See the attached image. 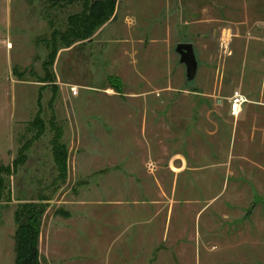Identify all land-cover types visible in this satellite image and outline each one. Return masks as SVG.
<instances>
[{
    "label": "rangeland",
    "instance_id": "obj_1",
    "mask_svg": "<svg viewBox=\"0 0 264 264\" xmlns=\"http://www.w3.org/2000/svg\"><path fill=\"white\" fill-rule=\"evenodd\" d=\"M82 1L0 0V165L11 168L4 175L9 197L0 203V264L13 263L14 211L25 202L46 206L39 235L44 264L69 253L65 244L60 256L53 251L60 230L70 248L73 230L86 226L90 234L83 232L82 242L72 246L70 264H105V248L119 245L124 246L120 263L129 262L132 247L128 250L125 237L107 245L102 238L112 239L116 229L147 228L146 217L137 224L128 212L153 200L161 208L158 228L163 213H171L172 240L159 243L157 237L151 251L141 253L144 260L160 254L166 262L176 260L183 247L197 254L199 264L264 259V243L225 248L218 236H204L193 251L202 205L195 202V150L246 147L260 125L259 107L248 109L256 113L245 123L239 120L247 108L237 120L228 114L234 91L259 97L264 80L259 14L245 19L240 0L234 7L227 0H116L111 17L90 39L58 48L52 63L45 64L53 45L49 32L57 30L60 45L68 16L82 11ZM37 12L48 22L47 31L31 45L22 44L20 34L39 32L32 16ZM7 41L14 45L10 51ZM178 43L193 46L192 79L175 51ZM21 48L31 65L22 72L15 64L10 74V56L15 62ZM11 77L25 83L13 84ZM38 113L42 123L35 124ZM20 149L23 159L12 169ZM214 189L203 199H211ZM180 223L185 235H178ZM101 227L112 229L111 235L92 231Z\"/></svg>",
    "mask_w": 264,
    "mask_h": 264
},
{
    "label": "crops",
    "instance_id": "obj_2",
    "mask_svg": "<svg viewBox=\"0 0 264 264\" xmlns=\"http://www.w3.org/2000/svg\"><path fill=\"white\" fill-rule=\"evenodd\" d=\"M226 2L228 6L233 7L234 4L237 3L236 0H227ZM240 4H242V9L246 14L245 19H247L248 13H250V16L258 13L259 19L261 20L259 22L261 25H264V0H240ZM27 7L29 8L31 6L27 5ZM32 16L34 17V24H38L40 26L39 32L29 37L24 36L25 33H22V36L20 34L18 38L19 42L22 44L27 42L31 45L32 42H35L34 40L37 36L41 34L43 35L47 31L48 22H44V20H42L41 12L32 14ZM40 17L41 19H39ZM52 31L53 29L49 32V37H51ZM6 47L10 51L14 45H12L10 41H7ZM21 50L22 52L16 54L15 62L13 57L10 56L8 64L10 74L12 73L15 64L22 67V72L31 65L29 62L30 54L25 53L23 48H21ZM12 82L13 84H18L19 82L25 83L24 81H20L18 79L15 81L12 79ZM258 92L259 97L257 99H249L243 94L247 98V101L242 105L241 111L236 117L231 116L229 113L228 100V114L234 118V120H237L247 108L246 113L243 114L241 116L242 118L239 120L242 123L254 119L252 114H255L256 112L253 110L249 111V108L259 107V112L261 114L259 122L260 125L258 130H253L251 132L249 143L246 147L230 146L225 148L195 150L194 155L196 164L193 167V179H195V202L202 205L197 213L198 224L201 225V230L199 229V231L193 236L194 240L198 243L196 247L193 248V251H196L197 247L200 249L201 239H203L204 236L220 237L225 248H230V246L239 247L247 242L257 244L264 243V80L263 83L260 84ZM182 168H184V166ZM173 170H177V168L173 167ZM214 187H216V189L213 190L215 193L211 195V199H203L206 198L208 190H212ZM198 196H200L201 199H199ZM211 201L212 203L209 205ZM216 202H218V204L215 206L212 213L209 215L207 214V216L202 218L204 212ZM160 210V205L154 200L142 202V205L137 203V205L134 206L128 213H130V216L138 218L137 224L143 221L146 217L145 222L148 227L143 230L140 228L137 233L136 230H132L130 233L127 230V227L123 229H116L117 231L115 232V236L112 239L110 238L111 240L107 237L104 239L102 238V245H104V243L106 244L108 241L112 242L113 240L116 243L117 240H120L119 238L122 236L125 237V240L129 241L128 250L131 249V247L132 250L128 252L130 257L129 262H122V264H199V258H196L197 254L188 253L184 247L179 248L177 251L178 257L176 260L174 258H170L168 262H166V259H159L162 254H160L157 260L151 257L146 261L141 257V253L143 256L144 251H147V254L151 251L157 237L158 239L159 237L161 238L159 243H166L172 240L170 212H166V214L163 213L161 226L159 228L156 226L155 222ZM121 214L122 213L119 214L120 217H122ZM218 216H220L219 221L217 220ZM102 217L107 218L110 217V215H104ZM84 223L87 222L84 221ZM179 226H182V228L178 230V235H185L187 231L185 224L183 225L180 223ZM101 228L100 230L92 231H102V233H100L101 236L102 234L111 235L112 229L107 227ZM89 231L90 228L87 226L81 228L79 231L73 230L76 238L74 237V243L69 248V246L66 245L67 242L65 241L66 239L68 240L67 236L64 239L66 232L65 230H60L58 233V236H60L58 241L59 247L58 249L53 250L54 253H56L55 255H59L58 251L61 250L62 244H65V250L68 249V252L70 253L73 245L78 242H82V239L79 237L83 234V232L85 235H89ZM49 234V239H51L53 236L51 233ZM128 235L129 237H127ZM136 236L138 237L136 238ZM145 245L146 249H143V246ZM123 248L124 246L122 245L105 248L104 252L107 254L105 256L108 258L105 264H121L119 256H121V250ZM39 251L41 255L40 244ZM69 253L67 254L66 252L65 255H61V260H53L51 264H70L72 258ZM194 256L195 261L193 260ZM188 257H190V259ZM207 264L214 263L213 261H207ZM235 264H264V259L259 262L251 263V261H248L247 259L240 258L237 262H235Z\"/></svg>",
    "mask_w": 264,
    "mask_h": 264
},
{
    "label": "trees",
    "instance_id": "obj_3",
    "mask_svg": "<svg viewBox=\"0 0 264 264\" xmlns=\"http://www.w3.org/2000/svg\"><path fill=\"white\" fill-rule=\"evenodd\" d=\"M51 1L55 2L57 0ZM115 4L116 0H83L82 11L68 16L67 32L61 34L62 42L60 45L55 40L58 32L53 29L51 33L53 41L52 51L49 53V59L45 64L52 63L58 48L70 46L77 40L90 39L93 32L109 20L114 11ZM33 123H42L39 113L34 118ZM55 150L56 155H58L57 148ZM22 159V149H20L17 158L13 160L12 169ZM57 160L59 164V159L57 158ZM60 167H62L61 164ZM10 170V166L0 165V203L6 201L9 197V189L4 175L10 174ZM45 207V205L38 202H25L18 205L15 209L14 221L16 227L13 234L14 260L12 264H44L39 251V235Z\"/></svg>",
    "mask_w": 264,
    "mask_h": 264
},
{
    "label": "water",
    "instance_id": "obj_4",
    "mask_svg": "<svg viewBox=\"0 0 264 264\" xmlns=\"http://www.w3.org/2000/svg\"><path fill=\"white\" fill-rule=\"evenodd\" d=\"M175 51L179 54V61L186 67V76L188 79L194 78L197 69V61L194 55L191 43H178Z\"/></svg>",
    "mask_w": 264,
    "mask_h": 264
},
{
    "label": "built area",
    "instance_id": "obj_5",
    "mask_svg": "<svg viewBox=\"0 0 264 264\" xmlns=\"http://www.w3.org/2000/svg\"><path fill=\"white\" fill-rule=\"evenodd\" d=\"M75 94L76 89L71 88ZM247 101V98L239 91H234L229 97V113L231 116H238L241 111L242 105Z\"/></svg>",
    "mask_w": 264,
    "mask_h": 264
}]
</instances>
